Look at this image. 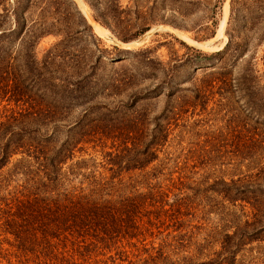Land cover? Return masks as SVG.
<instances>
[{"label":"rangeland","instance_id":"1","mask_svg":"<svg viewBox=\"0 0 264 264\" xmlns=\"http://www.w3.org/2000/svg\"><path fill=\"white\" fill-rule=\"evenodd\" d=\"M48 73L58 92L84 75L89 92L57 96L68 107L42 133L94 134L73 162L88 164L82 173L107 184L108 198L143 195L142 223H153L138 250L123 247L129 258L98 250L93 263L143 264L155 247V264H219L225 236L247 232L235 264H264V0H0V122L31 104L57 106ZM20 158L0 172V195L37 187L24 174L34 162ZM67 180L61 192L88 186ZM1 225L0 264H36Z\"/></svg>","mask_w":264,"mask_h":264},{"label":"trees","instance_id":"2","mask_svg":"<svg viewBox=\"0 0 264 264\" xmlns=\"http://www.w3.org/2000/svg\"><path fill=\"white\" fill-rule=\"evenodd\" d=\"M42 35L39 34L38 38ZM196 52L203 55L199 50ZM48 60L52 59L47 57L46 65L52 64ZM34 64L31 63L32 79L38 76H34ZM48 74L49 78H42L46 85H49L46 96H54L55 101L52 102L57 103V106L51 105L50 102L46 106L31 104L20 112H11L5 121L0 122V172L17 156L21 157L19 163L24 164L25 159L31 160L36 169L32 171L27 166V172L24 174L33 175L34 178L30 181L37 186L0 195L1 228L4 233L15 239L19 250L34 254L36 264H103L104 262L91 261L92 252L98 250H118L117 255L127 259L129 257L123 250L125 245L138 250L137 243L141 238V242H144L146 237L153 236L150 230L152 221L142 223V213L146 207L145 197L137 195L120 200L108 198L112 196L105 194L107 184L97 181L95 175L82 173L88 164L85 161L73 162L78 144L84 143L86 137H95L94 134H83L80 140L69 136L59 142L56 136L58 131L53 130L51 134L42 133L43 130L48 131L57 120L61 113L60 108L68 107L66 103L60 107L57 96H61L63 100L79 99L86 97L89 92V88L82 86L87 81L84 75H76L75 81L71 79L72 76L69 77L71 81H63L64 87L58 92L55 90V85H58L51 82L54 78ZM70 162L71 165L67 166ZM68 176L73 179L81 176L83 181L88 182V186L84 187L81 182L80 186H72V190L64 189L61 192L60 187L69 181ZM37 188H42L47 194L39 195ZM1 190H7L3 189L2 183L0 193ZM179 201L177 199V202ZM179 212L178 207L174 216H171L175 225L178 224ZM161 213L162 211L158 212L157 219ZM180 227L181 224L177 229ZM251 237L252 234L247 232L226 235L220 255L227 256L223 257L219 264H235L241 245L245 239ZM55 239L64 243V251H60L59 244L53 243ZM68 242L71 243V250H66ZM154 250L158 253L157 256L151 254ZM143 251L149 255L143 264H155L163 255L162 250L155 247L151 250L144 248ZM112 264H115V261Z\"/></svg>","mask_w":264,"mask_h":264},{"label":"bare ground","instance_id":"3","mask_svg":"<svg viewBox=\"0 0 264 264\" xmlns=\"http://www.w3.org/2000/svg\"><path fill=\"white\" fill-rule=\"evenodd\" d=\"M83 7V6H82ZM227 12H228V5H226L225 6V13L227 14ZM85 14L88 16V18H89V20L91 21V23L94 25V28L97 30V32L99 33V34H101V35H103V36H107V32L104 30V28H102V27H100L96 22H94V20L86 13V11H85ZM223 35V25L221 26V29H220V31H219V34H218V36L220 37V36H222ZM147 36L148 35H146L145 36V38L144 39H146L147 38ZM142 40V39H141ZM140 40V41H141ZM189 41V43H191V44H193V45H195V46H198V47H206L208 44L207 43H198V42H194V41H192V40H188ZM137 44V43H136Z\"/></svg>","mask_w":264,"mask_h":264}]
</instances>
